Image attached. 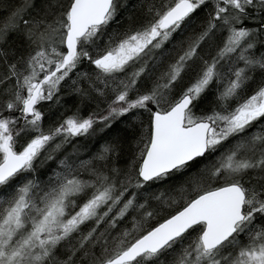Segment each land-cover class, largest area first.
<instances>
[{
	"label": "snow or ice",
	"instance_id": "snow-or-ice-1",
	"mask_svg": "<svg viewBox=\"0 0 264 264\" xmlns=\"http://www.w3.org/2000/svg\"><path fill=\"white\" fill-rule=\"evenodd\" d=\"M0 264H264V0H0Z\"/></svg>",
	"mask_w": 264,
	"mask_h": 264
}]
</instances>
